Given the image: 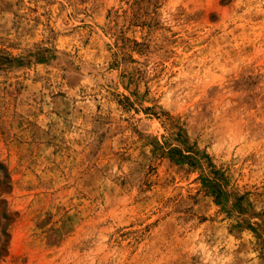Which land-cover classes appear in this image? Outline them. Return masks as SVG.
<instances>
[{"label": "rangeland", "instance_id": "obj_1", "mask_svg": "<svg viewBox=\"0 0 264 264\" xmlns=\"http://www.w3.org/2000/svg\"><path fill=\"white\" fill-rule=\"evenodd\" d=\"M0 264H264V0H0Z\"/></svg>", "mask_w": 264, "mask_h": 264}]
</instances>
